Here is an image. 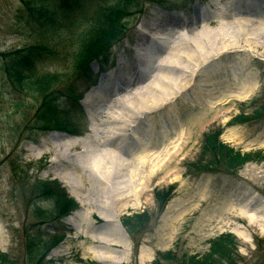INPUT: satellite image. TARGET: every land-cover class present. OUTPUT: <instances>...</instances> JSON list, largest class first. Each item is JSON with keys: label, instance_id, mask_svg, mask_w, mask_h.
Wrapping results in <instances>:
<instances>
[{"label": "rangeland", "instance_id": "obj_1", "mask_svg": "<svg viewBox=\"0 0 264 264\" xmlns=\"http://www.w3.org/2000/svg\"><path fill=\"white\" fill-rule=\"evenodd\" d=\"M72 1L0 0V253L7 256L6 264H101L90 253L96 245L90 239L92 234L83 233L84 224L71 228L69 217L84 211L101 230L105 225L101 226L100 220L106 212L81 204L61 178L65 172L55 170L53 148L49 144L45 147L43 142L57 134L83 139L92 124L87 112L91 104L115 98L130 83L149 79L147 73L123 84L128 75L114 77L118 64L130 65L144 50L141 43L135 45L138 29L148 40L160 42V33L143 26V21L190 14L194 7H205L212 0H83L79 8ZM213 1L222 7V0ZM257 1L256 9L261 11L264 0ZM104 3H118L121 16L109 22V32L103 34L106 36H101L102 31L95 32L92 38L104 37L103 43L89 54L75 57L86 36L84 30L94 25V12ZM73 17L77 22L72 25ZM43 43H47V50L36 60L33 73L35 77L45 73H56L58 77L41 91L20 92L8 74L11 59ZM251 55L248 67L256 75V90L244 96L240 86L231 89L229 93L242 100L235 99L234 105L226 104L224 108L214 107L216 94L214 100L209 97L207 105L183 108L171 138L183 128L192 133L184 150L186 161L170 166V171L159 172L135 208H125L119 213L120 220L114 222L119 229L115 230L116 239L129 247L128 262L123 264H188L189 257L206 253L209 241L222 233L234 237L235 264H264V55ZM125 72L128 74V70ZM227 74L234 76L232 69ZM101 77L109 83L118 81L117 86L108 93L100 91ZM44 95L54 96L51 115L54 120L68 119L69 129L56 128L53 119L42 125ZM110 111L120 116L117 109ZM156 117L162 124L161 116ZM217 133L225 145L252 154L250 161L237 169H227L221 160L212 158L204 148V139ZM47 150L52 153L42 156ZM97 153L90 152L82 161L96 160ZM65 171L79 183L84 179L85 175L80 176L72 168ZM48 180L58 182L76 202V209L68 216L60 218L55 200L43 197L36 189L38 182ZM81 193L86 195L87 190ZM161 194L165 200L160 201L157 195ZM97 198L108 204L113 200L111 192L103 190ZM89 209L95 210L93 218ZM183 209L186 212L181 213ZM172 210L178 214L175 216ZM169 213L178 220L174 228L162 229L160 225ZM114 250L118 255L125 253L120 247ZM141 254L147 259L141 261Z\"/></svg>", "mask_w": 264, "mask_h": 264}, {"label": "bare ground", "instance_id": "obj_2", "mask_svg": "<svg viewBox=\"0 0 264 264\" xmlns=\"http://www.w3.org/2000/svg\"><path fill=\"white\" fill-rule=\"evenodd\" d=\"M221 2L222 7L212 0L205 7H194L190 14H169L157 22L143 21V26L160 33L157 37L160 42L148 40L138 29L135 45L141 43L144 50L130 65L118 64L114 77L128 75L123 84L147 73L149 79L139 84L130 83L128 89L115 98L91 104L87 112L92 124L89 135L83 139L57 134L43 142L45 147L49 144L53 148L56 157L53 163L57 167L54 168L65 172L61 178L73 189L81 204L106 212L100 220L101 226L105 225L101 230L84 211L69 217L71 228L77 229L84 224L83 233L92 234L90 239L96 245L90 253L101 264L128 262L129 247L114 235L115 230H119L114 223L120 220L119 213L127 207L135 208L159 172L170 171V166L186 161L184 150L192 133L183 128L171 138L183 108L207 105L216 96V101L212 102L214 107L224 108L226 104L234 105V100L238 99L230 94L231 89L240 86L244 96L256 90V75L248 67V61L253 58L251 53L264 55V8L256 9L257 0ZM230 68L234 74L232 78L227 74ZM100 79L99 89L104 93L117 86L118 81L109 83V80ZM109 109H117L120 116ZM157 115L161 116L162 124ZM73 148L78 151L74 152ZM95 150L98 152L96 160L82 161ZM51 153L47 150L42 156ZM69 168L86 177L79 183L70 172L66 173ZM83 189L87 190L86 195H82ZM102 190L111 192L110 204L98 200ZM135 199H138L136 204L132 203ZM94 211L89 209L88 212L92 218ZM172 211L175 216L178 214L177 210ZM168 215L170 217L160 225L162 229L174 228L178 220ZM115 247L125 253L118 255ZM144 259L147 255L141 254L140 260Z\"/></svg>", "mask_w": 264, "mask_h": 264}, {"label": "trees", "instance_id": "obj_3", "mask_svg": "<svg viewBox=\"0 0 264 264\" xmlns=\"http://www.w3.org/2000/svg\"><path fill=\"white\" fill-rule=\"evenodd\" d=\"M105 1L109 2L108 0ZM82 2L83 0L72 1L73 6L77 8L80 7L79 5ZM39 3L41 4V1ZM110 4L112 3H104L94 12L97 19L94 25L84 30L83 35L86 36L82 39V43L80 45L81 48L78 50L76 49L75 57H83L85 56V54H89L91 51L95 50L97 46L103 43L104 40H106V38L104 37H95V39L92 37L96 36V31H102L101 36H106L103 34L104 32H109V29L111 27V23L109 24V22H111L112 19L116 20L117 17L121 16L122 10L120 8H117L119 7L118 3H115V6H112ZM40 9L41 8H39L38 10L40 11ZM73 18V20H70L72 22V25L74 24V22H77V17ZM44 44L47 43H43L40 47L32 45L31 47L24 49L21 55L14 56L11 59V64L9 66V69L11 70L8 71V74L10 77H13L14 80L12 79V83L17 86V89L20 92L41 91L44 86H46L47 84H51V82H53L54 79L58 77V74L56 73H45L43 74V76L37 77H35V73H33V68L36 64V60L40 56H42L43 50H47V46ZM84 67L86 68L87 65ZM43 97L44 98L42 105L45 106V111L41 113L42 125H44L43 123H48L50 119H53V116L51 115V107L53 105V101L55 100L54 96L52 97L51 95L49 97L44 95ZM67 121L68 119H66L65 122V120H59L57 118L55 120H52L53 124L57 126L56 128L64 127L65 129L68 128V124H66ZM46 128L47 127L43 129ZM71 133L77 134L76 132ZM204 148L205 150L210 152L212 158L221 160L227 169H237L244 163L250 161V159L252 158V154L236 151L219 141L218 133L215 135H207V137L204 139ZM36 189L39 190L43 197L53 198L55 200L57 208L58 210H60V218L69 215L71 211H73L77 207L74 199H72L71 197L69 198L65 192V189H63L62 186L56 181H40L36 185ZM157 196L160 201L165 200V196L163 194ZM233 241V235H231L230 233H222V235L209 241L210 247L206 253L201 254V256L192 255L187 259V262L188 264H235V260L233 259V251L235 250L236 245H234ZM30 252V255H33L32 250H30ZM0 262L3 264L7 263V256L4 253H0Z\"/></svg>", "mask_w": 264, "mask_h": 264}]
</instances>
